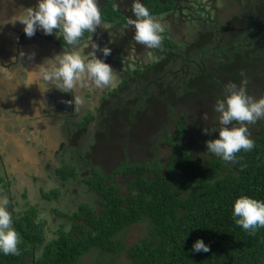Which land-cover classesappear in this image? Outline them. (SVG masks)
<instances>
[{
  "label": "trees",
  "instance_id": "1",
  "mask_svg": "<svg viewBox=\"0 0 264 264\" xmlns=\"http://www.w3.org/2000/svg\"><path fill=\"white\" fill-rule=\"evenodd\" d=\"M141 2L152 15L173 7L171 0ZM121 7L115 0H105L99 6L102 20L126 26L128 16ZM164 40L166 46H174ZM58 43L64 45L62 37ZM186 126L175 122L174 134L158 141L157 145L171 149L165 164L124 162L110 174L93 169L83 182L97 196L99 210L81 203L69 216L58 211L70 226L60 228L40 255L35 254L44 240V219L34 208L14 217L20 254H0V264H76L92 249L117 256L124 247L116 235L137 223L147 224L148 235L125 250L128 264H264V228L249 234L231 218V204L238 196L264 201V129L254 137L250 151L235 154V162L213 154L195 163L188 145L180 143ZM215 137L207 135L204 142ZM62 173L75 177L72 169ZM117 173L133 178L126 195L120 194L114 180ZM196 238L203 239L208 252L191 251Z\"/></svg>",
  "mask_w": 264,
  "mask_h": 264
},
{
  "label": "flooded vegetation",
  "instance_id": "2",
  "mask_svg": "<svg viewBox=\"0 0 264 264\" xmlns=\"http://www.w3.org/2000/svg\"><path fill=\"white\" fill-rule=\"evenodd\" d=\"M12 1L13 0H0V65H3L5 67L9 66L8 69H10V71H12L15 74V76L11 80L6 79L3 76H0V82L9 81L10 83H12L13 86H16L17 82L20 81V83L25 89L26 87L23 83H25L26 71L34 70L35 67L41 64L42 62L41 59L38 60V58L36 57L50 58L56 54H59L62 51V47H66V45L59 44L58 38L56 37L55 34L44 35L40 30H37L35 34L31 37L25 36L24 33L22 32L21 24H19L18 22L10 23V19L15 15L11 13L13 6ZM14 1L18 3L15 4L18 5L17 7L22 8L25 7L26 5L28 6V3L25 2L24 0H14ZM102 1L100 0L99 6L103 5L105 0ZM115 1L117 5L120 4L122 5V3L124 5L125 3H129V1L131 0H124V2L121 0L120 1L115 0ZM158 1L165 4V2H167L168 0H158ZM171 1L173 2V7L171 9L163 11L162 13L159 14L152 15L154 19L162 26L164 32H168L170 35H172V32L170 31L171 25L166 27L164 25V22L166 21L167 18L169 19L172 18L174 20L177 19V17H171V16L174 14L177 15V12H180L179 8L181 2L180 0H171ZM245 5H247L249 9H247V12H244V14L248 13L249 15H252L251 20L248 17L243 16L242 14H236L235 8L237 6L235 5L234 1H231L230 4V6L234 8V10H229L224 16H215V19H218L217 17H219L218 19L219 21L220 20L224 21L227 18V21L235 20L237 23V18L235 17V15H238L239 17L243 18V24L241 26L234 24L232 33L229 35L228 33H225L223 35V38L221 40V45H224L228 48L227 49L221 48L218 53L219 58L216 57L215 58L216 61L215 60H214L215 62L213 61L214 65L212 67L216 65L217 68V72L215 71L212 74L213 77L216 76L214 75V73L220 74L219 71H222L221 68L226 69L227 65L231 66L230 60L232 61V67H235V69L233 70V74L236 75L237 73H242L244 69H247L245 65H242V63H245L249 60V56H247V54L251 53L253 56H255L251 51L246 49L243 50L242 47L240 46L238 49H236L235 47L229 45V43L232 42L230 41V36H235L237 35V33H241L240 36L242 37V43L252 42L257 47L262 48L259 50V57L264 59V55L260 54V52L262 53L264 51V48L263 46H260L262 41L259 38L260 35V37L264 39V25L259 24V23H264L261 20V18H264V11H262V9L256 8L257 5L264 7V1L259 2V1L243 0L240 7H243ZM17 7L15 8V10L18 9ZM121 9L123 12L124 10L127 11L126 7H121ZM167 13H169L168 16H163L164 14ZM162 17H164L165 19H162ZM102 22L112 25L118 31L124 28L128 30L126 26L116 27L112 23L106 22L104 20H102ZM177 22L178 21L176 20V23ZM257 25L260 26L259 27L260 30L257 29L256 27ZM10 30H12V32L18 35L20 34L19 36L17 35L18 37H16L17 38L16 46H14L12 42V40H14L13 37L9 35L11 33ZM201 33H204V31L203 32L201 31ZM89 38H90V34L87 33V35L84 36L82 40L89 41ZM164 39L171 40L174 46L173 47L166 46ZM37 40L42 41L40 42L41 48L43 47L42 49L37 44L34 43ZM193 40L195 41V43H197L199 42L200 39L197 33L192 34L191 32V34L188 37L189 42H187V44L190 46L191 43H193ZM175 42L176 41L173 37L165 38L162 36V40L159 46L153 49V56L155 57L154 59L148 58L149 55L144 56L143 55L144 53L140 55L137 54L138 55L137 56L135 55L136 53L135 51H134V55L136 57L135 59L133 58L131 60L130 57H132V55L130 56V54H125V53H123V55H120L119 53L116 54L115 57L119 56L122 58V60L118 61L117 63L118 65H120V68L123 67V71L122 69L120 70L118 75V81L115 87L106 86L104 88H97L89 84L88 86L83 88L74 87L71 93H67V92H61L55 89L53 85L48 84V88L52 89L54 92L48 90L47 91L49 93L48 96L41 97L40 103L42 109L39 108L41 110L38 113V116H36V113H33L32 111L24 110L23 112L20 113L19 120H17L15 118L16 116L15 107H18L19 104L17 102V99H15L13 103L12 101H10V98L8 96H7V100H5L3 96L1 97L0 99V108L2 110L1 112L7 117H11L10 118L11 120H5L6 122L5 124H8V121H11L13 125L16 127V131H18L15 132L16 135L20 137V139H23L24 141H26V143L31 145H33L36 139L38 138H41L43 140V138H45L44 133L46 132L49 138L48 142H50L51 145H55L56 147L55 156L57 155V157L60 159L57 170L51 172L50 177H46L41 184L42 192L44 191L43 196L46 198L44 200L47 199L48 200L45 203H43L42 206L40 205L39 207H37V209L35 210L37 216H38L37 210L40 211L41 213L40 217H42V219H44L45 221V226L43 230L44 240L41 246H44L46 243L52 240V239H47L48 236L47 225L51 223L50 216L56 215V217L58 218H64L67 220L65 216L59 215L58 211L69 216L77 210L79 204L88 203L87 201L79 202L77 201V197L75 198L72 195L73 192H71V188L73 182L77 181V179L79 178L77 171L81 172L82 174L81 181L83 182L85 178L91 175L93 169H97L102 174L103 173L110 174L111 172L117 169L119 170V168L124 162L134 163V164L137 163L141 164L149 161L153 162L150 157L149 160L146 161L139 158V155L141 153H138L137 149L135 148L136 145H133L132 142L130 141V139L132 138L131 136L130 137L124 136V139H122V136L117 137L116 135L113 134V130H114L113 123H116L114 121V117L115 115L120 114V112L122 111L121 109H123L130 100V99L124 100L122 98L123 93L128 89H130V82L128 81V78L130 77L136 80V76H139L143 73L147 74L149 72L148 71L149 67L154 68L157 66L158 63L163 62L167 58V56L165 55L169 51L178 47L177 43ZM22 43L23 45L21 48ZM35 46L38 48L39 53L38 54L32 53L27 58L26 53H24L23 51L25 49L30 50ZM44 46L46 49H48L47 51L44 49ZM217 50H219V48L215 49L214 52L216 53ZM190 51L193 55L196 56L202 55L204 58L206 57L205 59L206 65L208 64V62L210 63V59H207L208 52L206 51L205 47L199 46V47L190 48ZM20 53H23V55H21ZM215 56L216 55L214 54L210 56V58H213ZM180 58L181 56L178 57V59ZM166 61H167L166 65L167 67H169L171 63V58H169V60ZM179 65L178 67L175 66V68L177 67L175 69L176 70L175 73L182 75L184 73V70L186 71L188 70L190 73L193 72L192 74H190L187 71L188 72L187 76H189L190 74V78H187L188 82L195 77L196 78L192 80L193 82L197 78H200V75L202 73L198 71L195 72V70L190 69L191 68L190 66H185V61L180 60ZM169 75L170 74H168V76ZM246 75L248 76L247 73ZM166 76L167 73L165 74L164 78H166ZM222 76L223 75H221V77ZM255 80H257L259 87H261L264 90V79L262 80L260 77H257V79ZM210 81H212V79H210ZM34 85L36 84L34 83ZM214 85L217 86V89L219 88L220 90L219 94H223L221 92V88L223 86L222 83L216 82ZM31 86L33 87V85ZM30 89H28V92L31 91ZM36 90L37 88H35L33 92H35ZM184 90L186 91L188 90L187 86L185 87ZM136 92H138L139 94L141 92V89L137 90ZM37 93L38 91L35 92V94H32L33 95L32 97L34 98L37 97ZM257 93L259 92L257 91ZM259 94H257L256 96H258ZM71 95L80 96L83 102L79 106H73L71 104L66 103V101L72 99ZM136 98H138L136 99V101L140 103L142 97L141 96L137 97L136 95ZM18 101L19 102L22 101V98H19V95H18ZM141 105H143V103ZM199 107L200 106H197V109H199ZM175 108H176V110L174 111L175 114L178 117H180L181 114H183V110H181L179 107H175ZM139 114H140L139 118L140 117L143 118L140 119V124L146 126L147 124H143L144 123L143 120H145L146 122L150 121L149 120L150 115L147 112V109L141 110ZM37 120H41L42 123L44 124V127H46L47 129L45 130V128H42L43 125H41L42 126L41 128H38L37 126L38 124L36 122ZM112 121L113 123H111ZM171 122H172L171 114L170 117L169 115H167V117L165 116V121L163 120L160 121L159 123H156V127L154 128H158L159 131L153 133L151 137H154V140H156L155 139L156 136L158 137V135L161 134L162 131L165 128H167ZM123 123L122 122L119 123L120 128L123 127ZM7 132L8 131L2 133L0 130V141L1 139H3L4 135H6ZM154 140L153 138H151V143L156 145L157 141ZM118 142L122 144V147L119 146L120 149L118 147ZM152 151L153 150H150L149 153L150 152L153 153ZM45 152H46V148L39 147L38 149L39 154L42 153L44 154ZM91 153L92 155H90ZM92 158L94 159V162H92L93 161ZM70 169H72L75 173L74 178H70L69 176L64 175V173H62L63 171H70ZM116 177L124 178L123 183L126 184L125 185L126 188H128L130 181L133 179L132 176H125L118 173L114 175V179ZM115 182L119 184L120 187H122L121 183H118L117 181ZM85 187H86L85 189L88 190V187L86 185ZM38 195L39 194H37L36 196ZM49 207H54L55 211L54 210L50 211ZM63 208H66V210H64ZM18 209L20 210L18 215L23 214L24 211L27 210V208L21 206L18 207L16 211ZM14 212L12 211L10 212V214L12 213L13 215ZM14 217L17 216L14 215Z\"/></svg>",
  "mask_w": 264,
  "mask_h": 264
},
{
  "label": "rangeland",
  "instance_id": "3",
  "mask_svg": "<svg viewBox=\"0 0 264 264\" xmlns=\"http://www.w3.org/2000/svg\"><path fill=\"white\" fill-rule=\"evenodd\" d=\"M24 1L28 3V6L26 5L25 7L32 6L35 2V0ZM121 1L124 2V0ZM180 1V12H177V15L174 14L171 16L177 17L178 21L176 23V27L175 25L170 26V31L172 32V35H170L168 32H164V30L161 32V36L165 38L173 37L178 47L169 51L165 55L167 56V58L163 62L158 63L156 67H149V72L147 74L143 73L139 76H136V80L134 78H128V81L130 82V89L123 93L122 98L124 100H130L128 104L125 105L123 109H121L122 111L120 112V114L115 115L114 121L116 123H113V121L111 122L114 125V135H116L117 137L122 136V139H124V136L132 137L130 141L133 145H136L135 148L137 149L138 153H141L139 155V158L146 161L149 160L150 157L152 161H160L162 162V164L166 163L168 155L171 154V149L157 144H152L151 138H153L154 140V137H151V135L159 131L158 128L154 127H156V123H159L163 120L165 121V116L167 117V115H169L170 117L171 114L172 122L167 128L162 131L161 134L158 135V137L156 136V140L154 141H157L158 143V141L163 140L165 138V134L167 133L173 135L174 123L176 121L185 122L187 124L186 135L184 140H182L180 143L188 145L191 158L193 159V161H195V163H199L200 161L207 159L209 156L213 155L211 153L206 152L207 149L204 143V139L207 137V135L202 132V129L213 128L217 126L215 121V117L217 114L213 109V105L217 97H220L223 94H219L220 90L219 88L217 89V86H215L214 84L216 82H221L222 85H224L225 83L231 81L239 86L241 81L247 80L246 92L248 95L257 98L261 95H264V90L259 87L257 80H255L257 79V77H260L262 80L264 79V59L259 57V50L262 48L257 47L252 42L242 43V37L240 36L241 33H237V35L235 36H230V41L232 42H230L229 45L235 47L236 49H238L240 46L243 50H249L255 55L253 56L251 53L247 54V56H249V60L245 63H242V65H245L247 69H244L242 73H237L236 75H234L233 70L235 69V67H232V61L230 60L231 66L227 65L226 69L221 68L222 71L218 70L219 73L223 75L222 77L220 74L216 73H214V75L216 76H212L213 72H217L216 65L212 67L214 65L213 61L216 57L219 58L218 53L221 48H228L224 45H221L223 35L225 33H228V35L231 34L233 31L234 24H237L238 26H241L243 24V18L239 17L238 15H235V17L237 18V23L235 20L227 21V18L224 21H219V17H217L218 19H215V16H224L229 10H234V8L230 6L231 1H234L235 5L237 6L235 8L236 14H242L243 16L248 17L251 20L252 15H249L248 13L244 14V12H247V9H249V7L247 5L240 7L243 0ZM251 1L262 2L264 0ZM15 4L18 3L13 0V6L11 11L12 14H16L21 9L20 7H17L18 5ZM131 4L132 0L129 1V3H125L124 5L122 3V7L127 8V11L124 10L123 13H125V15H127L128 17L135 18L131 11ZM219 4L223 5L221 9L217 7L219 6ZM16 7L18 8L17 10H15ZM256 8L262 9V11H264L263 6L257 5ZM168 15L169 13L165 14V16ZM162 19L165 18L162 17ZM261 20L262 22H264V18H261ZM259 24L264 25V23ZM103 25H106V27H97L96 31L90 34V37L92 42H95L98 45V48L108 47L111 49L110 54L106 57L102 56V53L99 50L96 51V56L97 58L103 59L105 63L110 65V67L118 75L121 69L123 71V67L120 68V65H118L117 63L118 61L122 60V58L119 56L115 57L118 53L120 55H123V53L130 54V56L132 55V57H130V60L133 58L135 59V55H140L142 53H144V56L149 55L148 58L150 59L155 58L153 56V49H146L144 45L132 40L133 30L131 26L127 27L128 30L124 28L118 31L112 25H109L107 23L103 22ZM186 27L192 29V34H198L200 39L199 42L195 43V41L193 40V43H191L190 46L187 44V42H189V35L185 31ZM256 27L258 30H260V26L257 25ZM201 31H204V33H201ZM10 32L11 33L9 35L13 37L14 40H12V42L14 46H16V37H18L20 34L18 35L12 32V30H10ZM259 38L262 41L260 46H263L264 48V39L260 37V35ZM40 42L42 41L37 40L34 43L41 48ZM88 42H90V38ZM22 45L23 43L21 44V48ZM199 46L205 47L206 51L208 52L207 59H210V63L208 62L207 65L205 64L206 57L204 58L202 55H193L190 51V48ZM218 48L219 50H217L215 53L214 50ZM44 49L46 51L48 50L45 48V46ZM85 50L88 52L91 50V48L89 47ZM134 51L136 52L135 55ZM214 54L216 56L210 58V56ZM260 54L264 55V51L262 53L260 52ZM180 56L181 58L178 59V57ZM169 58H171V63L170 66L167 67L166 60H169ZM180 60L185 61V66H190V69L195 70V72H201L202 74L200 75V78H197L194 82L192 80H194L196 77L191 79L189 81V84L187 78H190V74H192L193 72L190 73L187 70L190 73L189 76H187L188 72L186 70H184V73L182 75L175 73V69L180 64ZM175 66L177 67L175 68ZM6 68H9V66H7ZM166 73L167 76L166 78H164ZM246 73L248 74V76L246 75ZM168 74L170 75L168 76ZM210 79H212V81H210ZM192 85L194 86V88ZM186 86L188 88L187 91L184 90ZM139 89H141V92L138 94V92L136 91ZM48 90L54 92L52 89L48 88ZM257 91L260 94L257 93ZM257 94L259 95L256 96ZM136 95L137 97H142L140 103L136 101V99H138L136 98ZM142 103L144 106L141 105ZM197 106H200L199 109H197ZM175 107H179L181 110H183V114H181L180 117L175 114ZM146 109L150 115V121L146 122L145 120H143V124H147L146 126H143L142 124H140V119L143 118H139V113L141 110ZM119 121H121L122 123L124 122L123 127L121 128L119 124L121 122ZM247 128L250 138L253 140L254 137L257 136L262 129H264V118L258 119L253 124H247ZM122 130L124 133L122 132ZM211 135L216 136V133H212ZM119 146L122 147V144L118 142V147ZM150 150H153V153H149ZM90 155H92V153ZM92 160V162H94L93 158ZM77 172L79 178L77 179V181L73 182L71 188V192H73L72 195L75 198L77 197V201H87L90 206H92L96 210H99V205L96 203L97 196L94 193L89 192L85 189L86 187L81 181L82 174L80 171ZM225 172H227V170H225L224 173ZM114 180L118 183H121L122 185V187L120 188V194L126 195V193H128V188H126V184L123 183L124 178L116 177ZM54 209V207H49L50 211H53ZM63 209L66 210V208ZM37 211L38 216L40 217L41 213L39 210ZM19 212L20 210L18 209L16 212L13 213V216H18ZM50 222L51 223L47 225V239H53L58 229H67L70 226L69 221L64 218H58L56 217V215L50 216ZM147 235L148 227L146 223L134 224L117 234L115 237V240L121 242L124 247V250L120 252V254H118L117 256H113L111 254L102 253L99 250L92 249L87 254L82 256V258H80L76 262V264H128L129 260L126 256L125 250L130 247L133 243L137 242L140 238H144ZM42 251L43 246L38 247L35 255H40Z\"/></svg>",
  "mask_w": 264,
  "mask_h": 264
},
{
  "label": "clouds",
  "instance_id": "4",
  "mask_svg": "<svg viewBox=\"0 0 264 264\" xmlns=\"http://www.w3.org/2000/svg\"><path fill=\"white\" fill-rule=\"evenodd\" d=\"M131 11L135 18L128 17L126 27L131 26L133 30L132 40L146 49L158 47L162 40V26L141 0H132ZM16 22L22 25V32L27 37L40 30L44 35L62 37L66 45L59 54L45 58L34 70L26 71L25 87L35 83L39 90L46 91L51 84L67 93H71L74 87L83 88L89 84L97 88L115 87L118 74L96 56L99 50L106 57L111 49L98 48L91 37L90 42L82 40L85 33L92 34L97 27H106L102 22L99 0H35L32 6L22 7L10 19V23ZM89 47L91 50L85 54L84 49ZM0 76L11 80L15 74L0 65ZM246 85L247 80L241 81L239 86L231 81L225 83L223 95L217 97L213 105L217 126L202 129L205 135L216 133L214 139L205 140L206 152L223 161L235 162L237 152L250 151L255 146L247 124L264 118V95L258 98L248 95ZM71 96L66 103L79 106L83 102L80 96ZM8 203L6 197H0V254L15 256L20 254L17 245L21 238L12 227ZM231 218L237 226L254 234L258 228H264V201L243 194L238 196L231 204ZM191 251L208 252L209 246L203 239L196 238Z\"/></svg>",
  "mask_w": 264,
  "mask_h": 264
},
{
  "label": "crops",
  "instance_id": "5",
  "mask_svg": "<svg viewBox=\"0 0 264 264\" xmlns=\"http://www.w3.org/2000/svg\"><path fill=\"white\" fill-rule=\"evenodd\" d=\"M221 6L219 4L218 7L221 8ZM187 29L186 27L185 31ZM186 33L189 32L186 31ZM23 52L26 53V57L28 58L32 53L38 54L39 50L35 46L30 50L25 49ZM84 52L85 54L87 53L85 49ZM40 59L43 61L45 57L38 58V60ZM0 85H2L0 86V99L3 96L7 100L8 96L13 103L15 99L19 103L18 107H15V118L17 120H19L20 113L24 110L32 111L38 116V113L42 109L40 103L41 97H47L49 94L47 92L48 89L41 91L34 84H31L33 87L29 85L24 89L20 81L17 82L16 86H13L9 81H2ZM35 88H37L35 92L38 91V93L37 97L34 98L32 94H35L33 92ZM28 89L31 91L28 92ZM18 95L19 98H22L21 102L18 101ZM1 111L0 108V130L2 133L8 132L0 141V197L8 199L7 210L10 212L16 211L20 206L36 210L37 207L42 206L48 200H44L46 198L43 196L44 191L42 192L41 184L46 177H50L51 172L56 171L58 168L60 159L57 155L55 156L56 147L48 142L49 138L46 132L44 133L45 138L43 140L38 138L33 145L26 143V141L16 135L15 132L18 131H16V127L11 121L5 124V120H11V117L5 116ZM36 122L38 128H41V125H43L42 128L47 129L41 120H37ZM39 147L46 148V152L44 153L46 155L38 153ZM37 194L39 195L36 196ZM12 218H14L13 215Z\"/></svg>",
  "mask_w": 264,
  "mask_h": 264
},
{
  "label": "bare ground",
  "instance_id": "6",
  "mask_svg": "<svg viewBox=\"0 0 264 264\" xmlns=\"http://www.w3.org/2000/svg\"><path fill=\"white\" fill-rule=\"evenodd\" d=\"M177 20V19H176ZM176 20H174V19H169V18H167L166 19V21L164 22V25H166V26H173V25H175V27H176ZM176 30V29H175ZM191 30V29H190ZM189 30V28L186 30L187 32H189L188 34H190L191 33V31Z\"/></svg>",
  "mask_w": 264,
  "mask_h": 264
}]
</instances>
